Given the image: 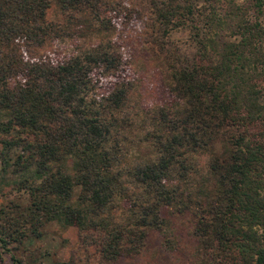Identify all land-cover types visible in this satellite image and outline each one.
<instances>
[{"label": "trees", "instance_id": "16d2710c", "mask_svg": "<svg viewBox=\"0 0 264 264\" xmlns=\"http://www.w3.org/2000/svg\"><path fill=\"white\" fill-rule=\"evenodd\" d=\"M51 1L0 0V180L26 203L12 205L0 248L57 223L77 230L84 264H107L138 255L170 206L193 216L195 264H264V0L149 3L158 30L187 29L194 52L166 59L175 107L158 113L152 158L130 166L112 138L125 84L94 93L116 56L97 46L37 67L17 51L50 34ZM92 1L56 4L92 11ZM202 153L192 189L190 156Z\"/></svg>", "mask_w": 264, "mask_h": 264}, {"label": "rangeland", "instance_id": "374dc122", "mask_svg": "<svg viewBox=\"0 0 264 264\" xmlns=\"http://www.w3.org/2000/svg\"><path fill=\"white\" fill-rule=\"evenodd\" d=\"M151 1L159 0H94L91 11L89 6L65 10L52 0L44 15L50 34L32 47L17 49L37 67L60 63L97 46L116 56L112 69L95 75L94 93L105 97L120 81L125 84V99L115 115L117 125L112 132L116 133L112 138L122 150L121 163L129 166L152 158L149 135L157 128L158 113L175 107L168 91L166 59L183 56L188 60L194 52L187 29L172 28L165 34L158 30L151 15ZM208 159L203 153L190 156L186 174L191 181L186 187L197 186ZM8 183L7 178L0 180V226L9 212H16L12 205L26 204L22 193L6 190ZM160 218L162 229L147 232L138 255L107 264H195L200 253L192 233V214L169 206L161 209ZM77 235L74 227L48 224L40 230L39 239L31 237L19 245L10 244L8 252L0 248V264H12L11 255L22 264H84L85 250L77 242Z\"/></svg>", "mask_w": 264, "mask_h": 264}]
</instances>
